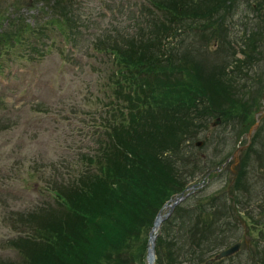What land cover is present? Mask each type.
<instances>
[{
    "label": "rangeland",
    "instance_id": "rangeland-1",
    "mask_svg": "<svg viewBox=\"0 0 264 264\" xmlns=\"http://www.w3.org/2000/svg\"><path fill=\"white\" fill-rule=\"evenodd\" d=\"M143 2L144 0H83L78 7L84 26L79 27V34L75 35L76 43L62 40L63 37L54 29L44 43H34L38 51L30 48L31 42L39 38L32 36L33 39L27 40L26 47L14 46L9 56L0 55V259L19 258L9 247L12 245L11 241L19 238L16 236L20 234L22 223L28 226L32 224L31 221L38 222L41 217L44 220L47 217L51 219L53 215V230L57 231L58 221L64 219L60 214L62 209L64 212L66 209L58 208L59 200L54 198L53 190H49L51 185L47 180L63 181L59 177L68 168L73 175L77 173V161H80L78 153L85 151L86 146L92 142L90 136L80 141L86 136L85 133L92 130L91 121L86 122L88 119L83 114V110L88 108L86 96L90 92L96 94L98 88L109 81L114 65L111 60L113 56L108 55V52H94L90 49L91 41L104 29H125L123 25L128 23L127 11L139 12ZM243 6L240 2V6H237L239 9L232 15L233 20L231 17L227 18L230 22L227 37L237 50L241 42V23L248 22L251 17L250 13H242ZM0 7L6 8V17L8 16L2 17L0 33L24 29L27 21L34 25L33 15L38 11L35 9L37 6L31 9L26 4H20L19 0H4ZM11 8L17 10L13 14L16 18L12 21L9 19L12 15L8 13ZM39 14V20L42 21L41 13ZM53 36L54 39H51ZM193 38L195 37L191 36L184 44L190 52L194 49V42L198 45L201 43L198 38L190 43ZM218 44L219 41L211 39L208 52L218 49ZM261 48L264 52V46ZM44 50L47 53L41 55ZM222 51H226L224 45ZM222 51H217L214 58L213 54L208 55L205 60L201 54L189 56L191 59L188 64L196 69L203 60L206 67L212 59L217 65H222L220 63L226 59V54ZM236 55L241 57L239 52ZM263 70L264 65L260 63L250 73L252 78L247 81V87L240 91L244 98L239 101L241 108H237L234 120L223 122L219 116H201V119L195 120L196 129L187 134L191 137L184 140L186 150L183 151L186 157L183 161H186L188 155V163L182 164L183 161H180L183 155L172 157L177 171L183 168L185 177L192 170L200 172H196V176L184 188L202 178L205 180L201 188L180 201L162 221L163 224L170 217L169 222L173 219L172 223L163 227L161 224L158 229L154 264H206L207 260L235 242H240L238 250L209 264H264V116L250 138L247 136L256 114L264 109ZM184 82L193 86L188 80ZM199 93L200 96L195 94L194 102H199L200 97L210 113L218 112L217 106L212 107L213 102L217 101L211 92H206L205 95L201 91ZM206 108L200 107L202 112ZM244 108L250 110L245 120L241 112ZM215 118L220 121L213 126L211 123ZM80 127L84 129L79 135ZM68 144L73 146L69 152L66 148ZM74 145L83 146L76 148ZM244 153L249 154L248 167L251 166L252 169L248 168L242 174L240 182H237L235 180L240 173L239 163ZM3 167L5 168L2 169ZM217 167H221L220 170L216 171ZM208 170L211 171L205 176ZM161 189L160 187L159 190ZM168 191L170 198L164 201L157 199L158 196L164 197L163 189L158 196L152 194L153 202L149 200L147 207L149 209L150 206L151 213H141L140 209H134L139 207L129 202L128 207L123 209H129L128 214L132 212L136 219L132 226H124L122 215L118 222V218L97 223L83 222L87 231L90 230L89 237L86 236V240L79 241V244L77 242L76 246L85 243L90 254L83 253L85 256L88 254L90 259L93 258L94 262H99V257L106 258L111 253V258L104 259L103 263L146 264L147 239L153 219L166 201L181 192ZM211 197H215V205L207 209L212 212L210 217L198 215V211H195L197 204H202L206 201L204 199ZM210 199H207L208 202ZM226 211L230 216L228 218ZM59 216L61 218L57 220ZM92 217L91 214L90 218ZM228 219L234 226L227 224ZM41 252L40 249H35L30 254L39 257ZM83 253H76L75 256L77 259L84 257ZM69 264L77 263L71 260Z\"/></svg>",
    "mask_w": 264,
    "mask_h": 264
},
{
    "label": "trees",
    "instance_id": "trees-1",
    "mask_svg": "<svg viewBox=\"0 0 264 264\" xmlns=\"http://www.w3.org/2000/svg\"><path fill=\"white\" fill-rule=\"evenodd\" d=\"M82 1L19 0L20 4H26L31 9L37 6L35 9L38 11L33 15L34 25L27 21L24 29L0 33V55L9 56L14 46L26 47L27 40L33 39L32 36L39 37L30 44L31 50L36 51L34 43H44L54 29L63 37L62 40L76 43L75 35L79 34V27L84 26L78 7ZM3 2L0 0V3ZM240 2L244 4L242 13H250L251 17L248 22L241 23V42L237 50L227 37L230 31L227 18L233 20L232 15L239 9L237 6H240ZM5 9L0 7V26L2 17L8 18ZM16 11V8L7 11L12 15L9 18L11 21L16 18L13 15ZM127 12L128 23L123 25L125 29H104L103 34L101 32L91 41L90 49L108 52L116 66L111 68L109 81L102 84L96 94L90 92L86 96L88 108L83 110V114L88 119L86 122L91 121L92 130L85 133L86 136L80 141L90 136L92 142L85 151L78 153L80 161H77L78 171L75 175L68 168L59 177L63 181L47 180L51 185L49 190H53L54 198L59 200L58 208L66 209L65 212L62 209L60 214L64 219L61 221V217H58L57 231L53 230V215L51 219L41 217L38 222L31 221L32 224L28 226L22 223L20 234L16 236L19 238L11 241L9 247L19 258H1L0 264H69L71 260L77 264H111V261L103 263L104 259L111 258V253L94 262L93 258L83 253H89L85 243L76 246L77 242L79 244V241L86 240L90 231L83 222L97 223L116 218L118 222L122 215L124 226H132L136 219L132 212L128 214L129 209H123L128 207L129 202L139 207L134 209L147 214L152 212L150 206L147 209L148 201L158 196L162 189L164 197L158 196L157 199L163 201L170 198L168 190L180 192L196 176V172L200 173L199 170H192L185 177L183 168L177 171L172 159L180 155H183L180 161L185 159L184 140L191 137L187 135L191 130L196 129L195 120L205 116H219L223 122L234 120L237 108H241L239 101L244 98L240 91L247 87L252 70L260 63L264 65L261 48L264 46V0H144L139 12ZM39 13L42 21L39 20ZM191 36L195 38L190 43L196 38L201 40L199 45L196 42L192 44V52L186 49L187 45L184 46ZM211 39L219 41V47L214 52H208ZM223 45L226 51H222ZM217 51L225 52V61L217 65L211 59V63L205 67L203 60L212 54L214 58ZM238 52L241 57L236 55ZM45 53L46 50L41 55ZM198 54L203 55V60L193 69L188 64L191 57H188ZM186 80L193 86L186 84ZM199 91L204 95L211 92L217 101L213 102L212 107L217 106L218 112L210 113L200 97L199 102H194L195 94L200 96ZM200 107L206 108L208 113L202 112ZM249 111L246 108L241 111L244 120ZM83 129L78 128L79 135ZM81 146L74 145L76 148ZM72 147L69 144L66 146L68 152ZM246 154L239 163L237 182L248 168L252 169L248 167L250 158ZM147 188H151L152 192ZM152 194L155 195L152 197ZM207 199L194 209L198 215L210 217L212 214L207 209L214 207L215 197H211L210 202ZM226 215L230 217L228 211ZM170 218L161 227L172 223L173 219L169 222ZM227 221V224L234 226L229 222L231 220ZM35 249L42 251L39 257L30 254ZM76 253H83L84 257L77 259Z\"/></svg>",
    "mask_w": 264,
    "mask_h": 264
},
{
    "label": "water",
    "instance_id": "water-1",
    "mask_svg": "<svg viewBox=\"0 0 264 264\" xmlns=\"http://www.w3.org/2000/svg\"><path fill=\"white\" fill-rule=\"evenodd\" d=\"M264 116V109L261 110L259 113L256 114L255 122L250 126L249 131L247 133L248 138H250L251 134L256 130L259 121L261 117ZM219 118H215L214 121L211 123V125H216L219 122ZM229 161V158L226 159V162ZM219 170V169H217ZM204 181V180H203ZM201 181L200 183H194L191 186L185 188L183 191H181L178 195H175L170 200L166 201L161 209L156 213L154 220L152 222V226L148 233V239H147V246H146V264H154L155 261V242L156 238L158 236V229L160 225L162 224V221L167 218L170 213L172 212L173 208L182 201L185 197H187L191 192H193L196 187H199L200 184L203 183ZM186 191V192H185ZM166 209V211L163 212V209ZM240 246V242H235L229 247L221 250L215 256L209 260H207L206 264L212 263L215 260H219L220 258H223L225 256L233 254L236 250H238Z\"/></svg>",
    "mask_w": 264,
    "mask_h": 264
}]
</instances>
